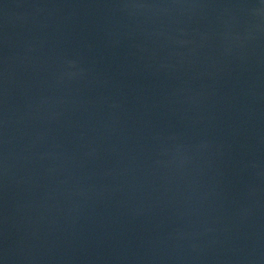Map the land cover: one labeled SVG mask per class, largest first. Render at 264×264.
I'll return each instance as SVG.
<instances>
[{
	"label": "water",
	"instance_id": "water-1",
	"mask_svg": "<svg viewBox=\"0 0 264 264\" xmlns=\"http://www.w3.org/2000/svg\"><path fill=\"white\" fill-rule=\"evenodd\" d=\"M0 264H264V0H0Z\"/></svg>",
	"mask_w": 264,
	"mask_h": 264
}]
</instances>
